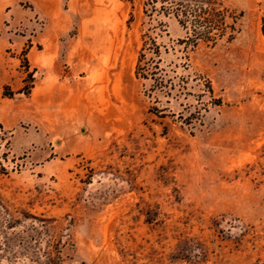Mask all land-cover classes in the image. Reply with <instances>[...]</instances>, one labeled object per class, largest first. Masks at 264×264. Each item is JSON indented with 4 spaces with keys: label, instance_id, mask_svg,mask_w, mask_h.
<instances>
[{
    "label": "rangeland",
    "instance_id": "obj_1",
    "mask_svg": "<svg viewBox=\"0 0 264 264\" xmlns=\"http://www.w3.org/2000/svg\"><path fill=\"white\" fill-rule=\"evenodd\" d=\"M228 3L194 48L143 0H0V264H264V0Z\"/></svg>",
    "mask_w": 264,
    "mask_h": 264
},
{
    "label": "trees",
    "instance_id": "obj_2",
    "mask_svg": "<svg viewBox=\"0 0 264 264\" xmlns=\"http://www.w3.org/2000/svg\"><path fill=\"white\" fill-rule=\"evenodd\" d=\"M229 0H143L145 15L153 18L155 15L173 16L186 33L182 43L198 47L203 43L215 47L220 42L231 43L241 31L243 11L232 8ZM143 47L140 52L138 70L144 77L154 76L159 84L162 78L156 77L161 69V46L149 33L143 36ZM150 55V56H149ZM184 82V79H180ZM169 88H173V77H169ZM208 92L214 96L210 83ZM212 103L219 105V99L212 97ZM6 173V168L0 161V175Z\"/></svg>",
    "mask_w": 264,
    "mask_h": 264
}]
</instances>
